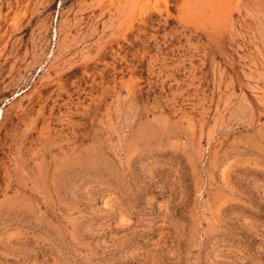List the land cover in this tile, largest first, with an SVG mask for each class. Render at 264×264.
Masks as SVG:
<instances>
[{"label":"rangeland","instance_id":"obj_1","mask_svg":"<svg viewBox=\"0 0 264 264\" xmlns=\"http://www.w3.org/2000/svg\"><path fill=\"white\" fill-rule=\"evenodd\" d=\"M0 264H264V0H0Z\"/></svg>","mask_w":264,"mask_h":264}]
</instances>
